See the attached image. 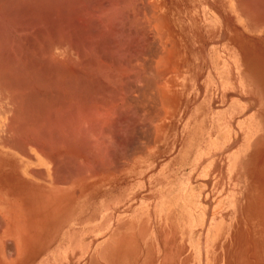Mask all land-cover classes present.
<instances>
[{
    "label": "rangeland",
    "instance_id": "rangeland-1",
    "mask_svg": "<svg viewBox=\"0 0 264 264\" xmlns=\"http://www.w3.org/2000/svg\"><path fill=\"white\" fill-rule=\"evenodd\" d=\"M7 1H12L10 3L14 4L13 0H0L4 5H6L4 2ZM36 1L32 0L33 5L32 3H25V8L28 7L27 5L33 7L35 5L36 7L39 4L38 6H41L39 9L43 10V8L46 9L45 6L49 3L48 0H43L44 3L41 0ZM107 1L110 3L103 6ZM130 2L133 4H129ZM101 3L103 9L100 8V11L98 10L95 13L98 14V17L91 14L94 17L93 21L98 19L97 23L91 20L92 16L89 17L90 14L81 16L83 19H79L80 23L85 25L89 22L93 25V23L98 24L100 21L99 30L108 26V28L100 30L99 34L103 35V39L108 37V42L114 38V40L118 39L121 32L123 33L121 35H125L130 29L131 39L136 40L133 45L138 50L135 59L139 65L140 63L142 65L139 66L140 70L142 69V76L139 78L141 82L135 80V82H139V84L137 82V86L134 85L133 80L126 83V86L134 90L130 91L132 89L129 88L128 91V87L125 86V91L127 90L126 105H124L125 108L123 107L122 111L121 107L118 110V115L126 114L128 116V128L125 130L118 125L114 127L115 122H113L114 124L111 123V127H114L112 132L117 135L120 133V141L124 145L121 142L120 145H115L116 147L107 150L108 153L113 155L111 159L110 155H108L109 157L106 156L107 158L99 155L98 153L101 154V151H104L105 148L94 141L93 143L96 146H100H98L99 148L93 146V143H90L91 140L88 141L89 139L81 140L80 144L84 147L79 146V148L75 143H70L71 145L61 144L60 134H57L55 128L51 125L52 122L48 120V110L54 107L55 104L57 105L62 98V95L58 92V94H55L54 90V93L48 91V94H46L47 90L45 88H43L44 91L40 89L38 91L39 97L37 93H31V91H28L30 94L27 91L23 92L28 97L25 98L23 95L22 100L24 98L26 101L23 100L25 102L20 103H23L22 107H26V110L29 109L30 114L33 116L30 114V116H26L29 112L25 108L22 109L27 114H22V110L20 111L16 106L20 99L19 96H15L17 94L15 92H18L21 85L24 86V84L22 81L20 82L19 74L16 73L19 72V64L15 63L19 62L15 58L17 52L13 53L15 51L13 48L12 52H5L4 58L2 56V59H0L2 64L7 61L6 64L9 66L6 65L9 71L5 72V64L4 67L0 64V67L3 68H0V79L3 77L4 79L1 81L5 80L6 82L7 80L6 83L0 81V117L3 118L5 126L3 137L6 138V141L10 140L7 144L12 142L8 145V149H15L14 145H17V150L21 149L24 172L27 168L35 167V164H33L34 155H39L48 171L46 172L45 166H40L42 170L32 180L39 182L44 189L54 187L55 190H87L88 199L94 196L93 190H101V192L97 191V197L101 193L104 220H110L115 213L111 210L114 207H110V205L118 204L117 215L120 219L127 220L128 215H134V230L139 227L140 219L146 220L145 224L148 230H151L154 222L156 223L159 219L161 222H166L167 235L163 238L152 236V234H147L144 239L135 237L134 242L131 237L128 241L126 238H115L121 246V250L128 246L129 251H142L145 255L147 247H151V250H149L152 255L151 264H264V17H262L264 13L260 10L262 9V2H260L262 5L258 2L256 6L257 9L261 5L259 10L262 13L256 9L248 13L250 16L258 15L259 17H248L246 19V29L248 31L246 41L237 26L236 28L233 26L226 28V51L222 49L224 40H222L223 32L221 29H209L207 27L208 22H212V20L207 18L208 10L204 0H103ZM115 4L116 6H114ZM111 6L119 11L114 12L115 10H112V8L106 10L107 7ZM102 10L104 12L106 10V12L104 13ZM136 10L138 11L136 12ZM112 12L116 17L112 15ZM102 13L103 15H101ZM108 15H111V21ZM119 15L124 18H119ZM124 15L128 17L129 21L132 18L135 22H124ZM84 17H89L93 23L89 19V21L84 20ZM95 17L97 18L95 19ZM107 18L110 23H108ZM120 19L122 20L120 21ZM115 20L119 22L116 23ZM128 22L130 25H128ZM230 22L234 24L237 21L232 19ZM118 23H122L124 28ZM90 24L89 26H91ZM110 25L111 27H109ZM125 25H127V29ZM108 30H110V34L106 35ZM125 30L126 32H124ZM103 31L104 33H102ZM114 32L115 34H113ZM113 35H115L114 38ZM103 39L100 41L98 48L101 52L97 49V53H100L103 57L99 55L100 59L108 60L107 63L115 61L111 64L115 66V58L110 57L107 52L110 50L107 47L109 43L104 42L106 39ZM218 42H222L221 48H218V45L213 46V43ZM145 43L148 44V47L144 45ZM153 44L154 46H152ZM213 48L215 49L213 50ZM12 53L15 54L16 62L13 57H11L13 60H9V57L13 56ZM156 62H161V65L159 64L160 68H155L157 67ZM162 62L167 67L165 65L163 67ZM2 70H4L5 77L2 76ZM157 72L159 74H156L154 80H152L153 75ZM8 73L14 76L18 74L19 78H13L15 80L14 84H12L14 82L12 77L14 76L7 75ZM160 74L163 76L162 80L159 79L160 77L156 79ZM223 74H226V79L229 80L226 81V84L222 81ZM103 75L100 74L101 80L106 77ZM148 82L149 86H147ZM7 85L10 89L14 87L13 90L11 89L13 92L7 87L8 90L3 87ZM138 85L141 86L138 87ZM224 86H226V91H224ZM148 87L149 89H146ZM157 88L160 92L156 90ZM15 89L16 91H14ZM9 90L11 93L8 92ZM40 93L44 95L42 96L45 99ZM49 94L51 97L47 98ZM12 97L14 99L17 97L18 101L16 99L12 101ZM85 97L83 100L89 104L92 98L85 100ZM41 98L44 100L42 101ZM54 98L55 100H53ZM97 98L93 97L94 100L91 104H95L94 101L100 103V100H98L100 97ZM142 98L144 99L142 100ZM35 99L38 103H35ZM158 99L162 100L159 101ZM50 100H52L51 103ZM41 102L45 104L42 105ZM127 105H129V108ZM12 111L18 114L21 112L19 117L22 116L21 119H24L20 120L18 115L12 113ZM14 115L18 117L14 118L16 122L11 118V123H9L8 117H15ZM129 115L131 116L129 117ZM41 117L46 118L47 122ZM27 120L30 122H27ZM21 121L26 122L20 124ZM141 122L145 124H141ZM12 123H15L13 125L18 127H12ZM26 123L30 124L28 128L30 132L26 129L28 127ZM158 123L161 127L159 138H157L155 130L153 131V125L156 126ZM19 126H22L23 129L21 130ZM111 127H108L106 132ZM119 127L123 128L125 133L123 130L120 132ZM37 128L41 130L36 131ZM46 128L47 131L50 129L49 132L46 131ZM17 129H20V132ZM35 131L37 134H35ZM11 132L15 133L12 134ZM54 132L56 133L54 134ZM47 133H49V136ZM21 134L24 135L21 136ZM35 136H37L36 139L39 142L43 139V143L41 142L38 145V141L34 140ZM55 139L57 142H55ZM20 141L21 143H18ZM85 142L87 143L85 144ZM88 143L90 147L86 146ZM214 143L217 145L222 144V147L217 149L218 147L213 146ZM56 144L59 149L55 146ZM100 147L102 150H100ZM212 147L216 150H212ZM60 148L63 149L61 155L59 154L61 152ZM69 148L71 149L69 150ZM45 149H48V151H45ZM75 149L77 150L75 151ZM55 156H58L57 159ZM44 157L50 158L46 159ZM75 157L79 158L76 159ZM91 158L94 161L91 162ZM51 161L53 162L51 163ZM59 161L60 163H58ZM77 161L80 166L76 164ZM85 165L88 166V169ZM81 166L84 169H80ZM51 167L53 168L51 169ZM84 170L87 171L89 176H84L86 174ZM31 176L30 178H32ZM71 176L72 179L69 180ZM191 191L196 194L192 195ZM91 201H94V199ZM164 202L171 203H167L170 205L160 208V203ZM181 202L193 204L194 207H197V210L190 213L191 217L187 220L189 226L180 228L184 232L189 230L187 234H180L178 227H171V225L175 226L178 212L183 208V205L178 204ZM26 206L30 207L32 205L24 204V207ZM41 214L43 212L31 209L0 210V215L3 216V219L0 217L2 225H0L2 228V230L0 229V264H48V262L50 264H58V262L61 264L62 260L46 257L44 237L46 226L45 219L40 218ZM49 214L52 215L53 212ZM167 217L168 219H166ZM124 226L123 228L126 229V222ZM155 238L157 240L159 238L161 241L153 242ZM182 238H186V241H183ZM15 247L17 251L14 249ZM155 254L158 256L157 258H155Z\"/></svg>",
    "mask_w": 264,
    "mask_h": 264
},
{
    "label": "bare ground",
    "instance_id": "bare-ground-1",
    "mask_svg": "<svg viewBox=\"0 0 264 264\" xmlns=\"http://www.w3.org/2000/svg\"><path fill=\"white\" fill-rule=\"evenodd\" d=\"M18 1V3H16ZM36 1V0H34ZM39 1V0H37ZM36 1V2H37ZM43 2V0H41ZM47 1V0H46ZM103 1V0H102ZM100 0H48V5L45 6V8H43V10L39 9L41 6H38L34 5V7L32 6L33 5V2L32 0H13V3H10L12 1H7V2H4L6 5H4L2 2H0V56L2 59V56L4 58V53L5 52H12L13 51V48L15 51L14 52H17L15 58L18 59V62L19 63H15V64H19V72H16L19 74V77H20V82L22 81L24 86L21 85V87L18 85L19 90L18 92L16 91V89L14 91H16L15 93L19 94H15V96H19V102L18 104L16 102H14L15 104H17L16 106L18 107V109L21 111L22 110V114L24 113V111L26 110V107L25 110L23 111V103H20V102H25L26 99L23 98V101L22 100V97L27 96V94L25 95L24 93L27 91H31V93H37V95L39 94L38 91H40V89H43L45 88L47 90V93L48 94V91H50L49 93H52L53 90L56 92L55 94H61L62 95V98H61V101L59 99V103L56 105L55 102H53L55 105L54 107H52L49 111V119L53 125V127L55 128L54 130L57 132V134L59 133L60 135V141H61V144L65 145L66 144H70V143H75L76 146H82V144H80L81 140H88L90 141V143L93 141L96 143V144H101L105 150L104 151H101L102 153L100 154V152L98 153L99 155H103L104 157H109L108 155H110V158L113 156L111 155L110 153L107 152V150L111 149V147H116L115 145H120L119 143H121L122 141H120V136H119V133L118 135L117 134H114L112 132L113 128L116 127L117 125L120 126V127H123L125 130L128 128V119L127 118L128 116L126 114H121V115H118V110L120 109L121 107V111H122V108L124 107L125 104V97H126V92L127 90L125 91V86H126V83L129 81V80H133L135 82V80H138L139 81V78L142 76V69L140 70V67L139 66H142L141 63L139 65L138 62H136L137 60L135 59V55L137 54L138 50H136L137 48H135V46L133 45V41L131 38V35H130V31L128 30L126 32V30L124 32H126L125 35H121L120 33V37L116 40H114V36L113 35V40L109 42L107 41V39H103L102 36L103 35H99L100 34V30H103L104 28H108V26H106L104 24V27L103 29H100L99 30V23L98 24H95L93 22H96L97 20H94L93 21V16L91 14H95L97 13V11L99 10L100 11V8L103 9L101 7V2ZM110 1V0H109ZM123 1H126V0H123ZM255 1V2H254ZM252 0V7H253V11L254 9H256V6L258 4V2H262V9H260L261 11H263L264 13V0ZM122 1H120L121 3ZM254 2V3H253ZM1 3H2V6H1ZM16 3V4H15ZM25 3H32L31 6L27 5L28 9L25 8ZM44 3V2H43ZM110 2L107 1V3H104L103 6L106 4H109ZM119 3V2H118ZM132 2H130L129 4H131ZM114 4V3H113ZM112 4V5H113ZM122 4V3H121ZM126 4V3H125ZM127 4V5H129ZM133 4V3H132ZM259 4V5H260ZM46 5V3H45ZM123 5V4H122ZM261 5L256 9L257 11H260L259 8L261 7ZM44 6V5H43ZM42 6V7H43ZM116 6V4L114 5ZM120 6V5H119ZM126 6V5H125ZM131 6V5H130ZM128 7V6H127ZM133 7V6H131ZM23 8V9H22ZM105 8V7H104ZM111 9V7H107V9ZM122 8V6H121ZM45 9V10H44ZM108 9V10H109ZM116 9V8H115ZM112 8V10H115ZM123 9V8H122ZM105 10V12H106ZM111 10V11H112ZM103 11V10H102ZM119 11V10H117ZM116 10L114 12H117ZM131 11L133 12V10L131 9ZM138 10H136L137 12ZM260 11V13H262ZM86 12V13H85ZM104 12V11H103ZM104 12V13H105ZM110 12V11H109ZM140 12V11H139ZM99 13V12H98ZM113 13V12H112ZM123 13V12H121ZM128 13V11H127ZM134 13V12H133ZM258 12V14H260ZM90 14V15H89ZM118 14V13H117ZM129 14V13H128ZM88 16L91 17V21L89 17H84L85 19L84 20H90L92 24H90L89 22L85 25L80 23L79 19H83L81 16ZM103 15V13L101 14ZM107 15V14H106ZM114 16V13L112 14ZM123 15V14H122ZM264 15V14H263ZM262 15V17H264ZM94 16H97L98 17V14L94 15ZM109 16V15H108ZM120 16V15H119ZM125 16V15H124ZM81 17V18H80ZM95 17V19L97 18ZM101 17V16H100ZM111 19L110 21L112 20V17L111 15L109 16ZM116 17V16H114ZM113 17V19H115ZM137 17V16H136ZM251 17H259L258 15H253ZM102 18V17H101ZM119 18H124L123 16L119 17ZM118 18V20H119ZM130 18V17H129ZM140 18V17H139ZM261 18V17H260ZM106 19V18H105ZM88 20V21H89ZM103 20V19H102ZM116 21L115 22H119V21ZM122 19H120L121 21ZM135 20V19H134ZM107 21H108V18H107ZM110 21H108V23H110ZM124 22L127 23L128 20V17L125 16V19L123 20ZM122 21V22H123ZM130 21L132 22V18H130ZM129 21V22H130ZM98 22V21H97ZM96 22V23H97ZM128 22V25H130ZM130 22V23H131ZM135 21H133L134 23ZM106 23V22H105ZM114 23V22H113ZM89 24L91 26H89ZM95 24V26H94ZM112 24V23H111ZM119 25H122V23H118ZM136 24V23H135ZM134 24V25H135ZM145 24V23H144ZM88 25V26H87ZM98 25V26H96ZM109 25V24H107ZM133 25V24H132ZM131 25V26H132ZM117 28H118V25L116 24ZM127 25H125V28H126ZM137 26V25H136ZM143 26V25H142ZM147 26V25H146ZM111 27V25L109 26ZM115 27V26H114ZM121 27V26H120ZM122 27L124 28V25H122ZM133 27V26H132ZM145 27V26H144ZM113 28V27H112ZM121 28V29H123ZM129 28V27H128ZM136 28V27H135ZM120 29V31H121ZM127 29V28H126ZM115 30H117L115 28ZM142 30V29H141ZM105 31V30H104ZM104 31L102 33H104ZM107 31V29H106ZM114 31V30H112ZM135 31V30H133ZM139 31V30H138ZM143 31V30H142ZM145 31V30H144ZM157 31V30H156ZM110 30H108V33H106V35L110 34L109 33ZM152 32V31H151ZM150 32V33H151ZM112 33V32H111ZM119 33V32H118ZM134 33V32H133ZM148 33V32H147ZM158 33V32H157ZM115 34V32L113 33ZM123 34V33H122ZM143 34V32H142ZM133 35H136V34H133ZM148 35V34H147ZM156 35V34H155ZM117 36V35H116ZM143 36V35H142ZM141 36V38H142ZM160 36V35H158ZM162 36V35H161ZM148 37V36H147ZM110 38V37H109ZM140 38V37H139ZM152 38V37H151ZM105 40L104 42H108L109 45H107V47L110 49L108 50V54L110 57L112 58H115L116 60V65L115 66H112L111 64L115 61H113L112 63H107L106 61H104L103 59H100V57H102L100 55V53L98 54L97 52V49L99 48L100 46V41ZM163 39V38H162ZM132 40V41H131ZM147 40V39H146ZM160 40V39H159ZM144 42V40H142ZM137 42H140V41H137ZM157 42V41H156ZM153 43V42H152ZM159 43V42H158ZM144 45H147L148 47V44H144ZM171 46V43L169 44ZM168 45V46H169ZM151 46V45H149ZM154 46V44L152 45ZM158 46V45H157ZM102 47V46H101ZM159 47V46H158ZM162 46L160 45V48ZM167 47V46H166ZM159 48V49H160ZM168 48V47H167ZM140 49V47H139ZM142 49V48H141ZM144 49V48H143ZM142 49V50H143ZM148 49V48H147ZM156 49V48H155ZM12 50V51H11ZM100 50V49H98ZM106 50V48H105ZM151 50V49H150ZM101 52V50H100ZM104 52V51H103ZM157 52V51H156ZM161 53V51H159ZM158 52V53H159ZM164 52V51H163ZM168 52V51H167ZM12 53V54H13ZM160 53H159V56H160ZM2 54V55H1ZM144 54V53H143ZM165 54V53H164ZM168 54V53H167ZM7 55H9L7 53ZM14 55L13 56H10L9 57V60L12 59L11 57L14 58ZM100 55V57H99ZM107 55V54H105ZM138 55V54H137ZM150 55V54H148ZM145 56V55H144ZM147 56V54H146ZM145 56V57H146ZM153 56V55H152ZM144 57V59H145ZM158 57V56H157ZM14 58V59H15ZM103 58V57H102ZM109 59V57H107ZM161 58V57H160ZM7 59V58H6ZM16 59H15V62H16ZM111 59V58H110ZM137 59H139L137 57ZM159 59V57H158ZM4 60V59H3ZM13 60V59H12ZM140 60V59H139ZM138 60V61H139ZM147 60V59H146ZM112 61V60H111ZM7 63V61H5ZM10 62V61H9ZM5 64V67L6 65L8 66V64ZM144 63V61H143ZM146 63V62H145ZM161 62H156V66L155 68H160L159 64ZM1 66L4 67V64H2V60L0 62ZM148 64V63H147ZM10 65V63H9ZM13 65V64H12ZM150 65V64H149ZM161 65V64H160ZM167 67L166 64L162 62V66L164 67ZM159 66V67H158ZM161 66V67H162ZM0 67V68H2ZM9 67V66H8ZM152 67V66H151ZM3 69V68H2ZM9 69H5V72H8ZM13 70V69H12ZM16 70V69H15ZM18 70V69H17ZM156 70V69H155ZM151 71V70H149ZM153 71V70H152ZM4 72V70H2V73ZM12 72V71H10ZM161 72V71H160ZM1 73V71H0ZM15 73V74H16ZM154 73V72H153ZM162 73V72H161ZM11 73H8L7 75H9ZM18 74H16V76L12 77L17 79L18 77ZM100 74H104L103 76H106L105 79L102 78L101 80V77H100ZM156 74H159L158 72L155 73L152 77V80H154V76H156ZM150 75V76H152ZM2 76H4V73L2 74ZM148 76V75H147ZM5 77V76H4ZM18 77V78H19ZM149 77V76H148ZM160 77V78H159ZM9 78V77H8ZM146 78V76H145ZM161 79L163 78L162 74L158 75V77H156V79ZM4 79L3 77L0 79V81ZM150 79V78H149ZM151 80V79H150ZM9 81V80H8ZM11 81V80H10ZM12 81H14L12 84L15 83V80L13 79ZM18 81V80H16ZM137 81V82H138ZM1 82H5V80L1 81ZM137 82H135L134 85L137 84ZM141 82V81H139ZM138 82V84H139ZM132 83V82H131ZM147 83V82H146ZM151 83V82H150ZM9 84V82H8ZM130 84V82H129ZM141 84V83H140ZM4 85V84H3ZM154 85V84H153ZM13 86H17V85H13ZM131 86L134 88V86L131 84ZM137 86V85H136ZM141 86V85H138V87ZM149 86V82H148V85ZM151 86V85H150ZM0 87H1V83H0ZM3 87H7L8 89H10V87L7 86H3ZM12 87V85H11ZM23 87V88H22ZM128 87V86H126ZM155 87V86H154ZM153 87V88H154ZM164 87V86H163ZM6 88V90H8ZM14 88V87H13ZM13 88H11L13 90ZM129 88L128 87V91H129ZM144 88V87H143ZM152 88V87H151ZM152 88V89H153ZM162 88V86H161ZM2 89V88H1ZM10 89V90H11ZM132 89V88H130ZM136 89V88H135ZM146 89H149L146 88ZM8 91L9 93H11V91ZM134 89L130 90V91H133ZM143 90V89H142ZM145 90V89H144ZM158 90V88L156 89ZM2 91V90H1ZM44 91V89L42 90ZM150 91V90H149ZM153 91V90H152ZM155 91V89H154ZM162 91H163V88H162ZM7 92V93H8ZM13 92V91H12ZM24 92V93H23ZM58 92V93H57ZM136 92V91H135ZM158 92H160V90H158ZM30 94V92H28ZM54 93V92H53ZM130 93V92H128ZM137 93V92H136ZM139 93V92H138ZM149 93V92H147ZM153 93V92H152ZM157 93V92H156ZM41 96L43 95L42 93H40ZM133 94V92H132ZM135 94V93H134ZM154 94V93H153ZM24 95V96H23ZM87 95V97H85ZM130 95V94H129ZM140 95V94H139ZM143 95V94H142ZM13 96V94H12ZM44 96V95H43ZM42 96V97H43ZM51 97V95L49 94L47 96L48 97ZM53 96V94H52ZM58 96V95H57ZM148 96V95H147ZM3 97V96H2ZM11 97V96H9ZM32 97V95H31ZM39 97V95H38ZM85 97V100L86 99H89V98H92L93 97H100V103H96L94 101L95 104H91L92 100L89 101L90 103L88 104V102H85L83 99ZM102 97V98H101ZM130 97V96H129ZM128 97V98H129ZM135 97V96H134ZM143 97V96H142ZM6 98V97H5ZM13 98V97H12ZM30 98V97H29ZM29 98L27 99L28 102L30 101ZM35 98V96H34ZM44 98V97H43ZM132 98V97H130ZM155 98V97H154ZM160 98V97H159ZM11 99V98H10ZM17 101V97L15 98ZM14 98L12 99V101L15 100ZM32 99V98H30ZM39 100V98H37ZM45 99V98H44ZM43 99V100H44ZM96 99V98H95ZM134 99V98H133ZM132 99V100H133ZM144 98H142L143 100ZM42 100V98H41ZM42 100V101H43ZM55 100V98L53 99ZM90 100V99H89ZM97 100V101H98ZM127 100V99H126ZM135 100V99H134ZM141 100V99H140ZM157 100V99H156ZM159 100V99H158ZM162 100V99H160ZM159 100V101H160ZM47 101V100H46ZM139 101V100H138ZM137 101V102H138ZM36 99H35V103H36ZM45 102V101H44ZM48 102V101H47ZM52 102V100H50V103ZM148 102V101H147ZM38 103V102H37ZM42 103V102H41ZM127 103V102H126ZM138 103H141V102H138ZM143 103H146V102H143ZM156 103V102H155ZM33 104V103H32ZM45 103H42V105H44ZM128 104V103H127ZM27 105V104H26ZM41 105V104H39ZM49 105V104H48ZM143 105V104H142ZM160 105V104H159ZM163 105V104H161ZM9 106V105H8ZM15 106V105H14ZM32 106V105H31ZM36 106V104H35ZM154 106V105H153ZM29 107V105H28ZM46 107V106H45ZM127 107L129 108V105H127ZM134 107V106H133ZM132 107V108H133ZM138 107V106H137ZM23 108V109H22ZM33 108V107H32ZM44 108V107H42ZM125 108V107H124ZM128 108H126L127 110H129ZM131 108V107H130ZM141 108V107H140ZM144 108V107H143ZM38 109V108H37ZM136 109V108H134ZM11 110V109H9ZM13 110V109H12ZM33 110V109H32ZM36 110V108H35ZM33 110V111H35ZM40 110V109H38ZM46 110V109H44ZM125 110V109H124ZM145 110V109H144ZM147 110V109H146ZM151 110V109H150ZM157 110V109H156ZM163 110V109H161ZM14 111H15V108H14ZM14 111H12V113H14ZM26 111H30L29 109H27ZM131 111V110H130ZM134 111V110H133ZM140 111V110H139ZM43 112V111H41ZM132 112V111H131ZM130 112V113H131ZM16 113V112H15ZM14 113V114H15ZM21 112L16 113L19 117ZM40 113V112H39ZM127 113V112H126ZM136 113V112H135ZM146 113V112H145ZM156 113V112H155ZM27 114V113H24V115ZM30 112L28 113V115L26 116H33L32 114H30ZM38 114V113H37ZM45 114V113H44ZM128 114V113H127ZM10 115V113H9ZM132 115V113H131ZM129 115V117L131 116ZM15 117L11 116V117H8L9 118V123H11L10 119H14V118H18L16 117V115H14ZM40 116V114H39ZM47 116V115H45ZM43 116V117H45ZM150 116V115H149ZM155 116V115H154ZM158 116V115H157ZM22 117V116H21ZM24 119V118H22ZM25 117V116H23ZM135 117V116H134ZM161 117V115H160ZM37 118V117H35ZM139 118V117H138ZM159 118V117H158ZM32 119V118H31ZM41 119H44L41 117ZM16 120H19V119H16ZM37 120V119H35ZM45 122L46 121V118L44 119ZM42 120V121H44ZM138 120V119H136ZM15 121V119H14ZM41 121V120H40ZM144 121V120H142ZM16 122V121H15ZM26 122V121H24ZM23 121L20 122L24 124ZM27 122H30L29 120H27ZM33 122V120H32ZM31 122V124H32ZM38 122V121H37ZM113 122H115V125L114 127L112 128L111 127V123L114 124ZM135 122V121H134ZM36 123V122H35ZM42 124V122H40ZM133 123V122H132ZM140 123V122H139ZM143 122H141L142 124ZM7 124V123H6ZM15 123H12V127L16 128L18 127L16 125V127L13 125ZM19 124V123H18ZM22 124V125H23ZM28 123H26L27 125ZM48 124V123H47ZM50 124V123H49ZM136 124V123H135ZM145 124V123H143ZM153 124V122H152ZM3 125V118L0 117V128L1 126ZM24 125V126H26ZM30 124H28L26 127V129H28L30 126ZM38 125V123H37ZM44 125V124H43ZM51 125H49L51 127ZM104 125V126H103ZM107 127H106V126ZM159 123L154 126L153 128V131L155 130V132L157 133V138L160 137V125ZM35 126V125H34ZM42 126V125H41ZM132 126V125H131ZM142 126V125H141ZM145 126V125H144ZM152 126V127H153ZM5 127V126H4ZM8 127V126H7ZM20 128L22 126H19ZM32 127V126H31ZM39 127V126H38ZM44 127V126H43ZM108 127H111L107 132H106V129H108ZM119 127V128H120ZM134 127V126H133ZM139 127V126H138ZM143 127V126H142ZM14 128H12L14 130ZM123 128H120L119 131L122 132ZM135 128V127H134ZM23 128H21L22 130ZM38 129L40 128H37L36 131H38ZM53 129V128H52ZM18 130V129H17ZM20 130V129H19ZM18 130V131H19ZM25 130V129H24ZM29 132H30V129H28ZM35 130V129H34ZM41 130V129H40ZM44 130V129H43ZM50 130V129H49ZM49 130L47 131V128H46V131L49 132ZM118 130V129H117ZM15 131V130H14ZM26 131V130H25ZM35 131V134H37ZM124 131V130H123ZM148 131V130H147ZM20 132V131H19ZM28 132V131H26ZM28 132V133H29ZM33 132V130H32ZM41 132V131H39ZM45 132V131H44ZM43 132V133H44ZM52 132V131H51ZM54 132V134L56 133ZM116 132V131H115ZM129 132V131H128ZM12 133V132H11ZM15 133V132H14ZM12 133V134H14ZM125 133V131H124ZM10 134V133H8ZM30 134V133H29ZM40 134V133H38ZM56 134V136H58ZM123 134V133H122ZM20 135V134H19ZM24 134H21V136H23ZM32 135V134H31ZM47 135L49 136V133H47ZM47 135L45 134V136L47 137ZM52 135V134H51ZM4 136V135H2ZM10 136L12 137V135L10 134ZM27 136H30V135H27ZM33 136V135H32ZM39 136V135H37ZM35 136V139L34 140H37ZM41 136V135H40ZM44 136V137H45ZM123 136V135H122ZM53 137V136H52ZM9 138V137H8ZM39 138V137H38ZM43 138V137H41ZM48 138V137H47ZM55 138V137H54ZM126 138V137H125ZM11 139V138H10ZM40 139V138H39ZM57 139V138H56ZM55 139V142H57ZM8 140V139H7ZM14 138H13V143L15 144L14 142ZM43 140V139H42ZM42 140H40L42 142ZM48 140V139H47ZM127 140V138H126ZM3 141V140H2ZM10 141V140H9ZM9 141H6V144L7 142ZM19 141V140H18ZM22 141V140H21ZM18 142V143H21ZM38 141V145L41 144V142ZM44 141L46 142V140L44 139ZM132 141V140H131ZM51 142V141H50ZM49 142V143H50ZM125 142V141H124ZM12 143V142H10ZM9 143V144H10ZM17 143V141H16ZM40 143V144H39ZM43 143V142H42ZM87 142H85L86 144ZM123 143V142H122ZM7 144V145H9ZM25 144V143H24ZM27 144V143H26ZM53 144V143H52ZM60 143L58 142V145ZM96 144L93 143V146L95 145V147H98L96 146ZM126 144V143H125ZM1 145V144H0ZM3 145V144H2ZM19 145V144H18ZM28 145V144H27ZM43 145V144H42ZM50 145V144H49ZM62 145V146H63ZM71 145V144H70ZM92 145V144H91ZM124 145V143H123ZM15 146V145H14ZM21 146V144H20ZM44 146V145H43ZM46 146V145H45ZM54 146V145H53ZM57 147V144L55 145ZM54 146V147H55ZM61 146V145H60ZM87 147L89 146V143L88 145H86ZM19 147V146H18ZM34 147V146H32ZM42 147V146H41ZM55 147V148H56ZM70 147V146H69ZM84 147V146H82ZM81 147V148H82ZM90 147V146H89ZM23 148V147H22ZM29 148V147H28ZM39 148V146H38ZM51 148H53L51 146ZM58 148V147H57ZM99 148V147H98ZM24 149V148H23ZM35 149V148H34ZM37 149V148H36ZM40 149V148H39ZM49 149V147H48ZM48 149H45V151ZM59 149V148H58ZM71 148H69L70 150ZM86 149V148H85ZM25 150V149H24ZM38 150V149H37ZM43 150V149H42ZM40 150V151H42ZM57 150V149H55ZM61 152H59V154L61 155V153L63 152L62 148H60ZM60 150H57V151H60ZM77 149H75L76 151ZM89 150V149H88ZM98 150V149H97ZM100 150L101 147H100ZM120 150V149H119ZM39 151V152H40ZM74 151V150H73ZM74 151V152H75ZM79 151V150H78ZM87 151V149H86ZM90 151V150H89ZM92 151V149H91ZM94 151V150H93ZM99 151V150H98ZM121 151V150H120ZM24 152V151H23ZM37 152V151H36ZM52 152H53V149H52ZM51 152V153H52ZM70 152V151H69ZM81 152V151H80ZM84 152V151H83ZM122 152V151H121ZM25 153V152H24ZM46 153V152H44ZM56 153V152H55ZM66 153V152H65ZM88 153V151H87ZM93 153V152H92ZM95 154L97 153L94 152ZM113 153V152H112ZM118 153V152H117ZM38 154V153H37ZM47 154V153H46ZM44 154V155H46ZM58 154V155H59ZM78 154V153H77ZM90 154V153H89ZM57 155V154H56ZM64 155V154H63ZM87 155V154H86ZM50 156V154H49ZM90 156H94V155H90ZM97 156V155H96ZM100 156V157H101ZM56 157V156H55ZM58 157V156H57ZM56 157V159H57ZM63 157V156H62ZM65 157V155H64ZM63 157V158H64ZM71 157V156H70ZM82 157V155H81ZM99 157V158H100ZM106 157V158H107ZM46 158V157H44ZM48 159L50 157H47ZM46 158V159H47ZM62 158V159H63ZM76 158V157H75ZM79 158V157H78ZM76 158V159H78ZM95 158V157H94ZM103 158V157H102ZM29 159V158H27ZM52 159V158H51ZM55 159V158H54ZM53 159V161H54ZM60 159V157H59ZM58 159V160H59ZM90 159V157H89ZM112 159V158H111ZM69 160V158H68ZM66 160V161H68ZM81 160V159H80ZM83 160V158H82ZM105 160V159H104ZM51 161V163L53 162ZM61 161V160H60ZM60 161L58 163H60ZM72 161V160H71ZM79 161V160H78ZM78 161H77V165L80 166V164H78ZM94 161L92 160L91 158V162ZM108 161V160H107ZM44 161L41 160V158L39 157V155H34V163L35 164L34 166L36 167H42V166H45V169H46V172L48 171L47 170V166L45 165V163H43ZM69 162V161H68ZM76 162V161H75ZM87 162V161H86ZM63 163V162H62ZM61 163V164H62ZM80 163V161H79ZM85 163V162H84ZM84 163H82L84 165ZM88 163V162H87ZM86 163V164H87ZM106 163V162H105ZM110 164V163H109ZM68 165V164H67ZM89 165V164H87ZM93 165V164H91ZM61 166V165H60ZM71 166V165H70ZM86 166V165H85ZM90 166V165H89ZM63 167V166H62ZM87 169H88V166H86ZM53 167H51L52 169ZM84 169V167H80V169ZM95 168V167H94ZM70 169V168H69ZM73 169V168H72ZM54 170V169H53ZM61 170V169H60ZM52 171V170H51ZM68 171V170H67ZM103 171V170H102ZM38 172V171H37ZM35 173V172H32V173H35V175H37L38 173ZM93 172V171H92ZM40 173V171H39ZM84 173H86L84 176L87 177L89 175H87V171L84 170ZM90 173V172H89ZM88 173V174H89ZM52 174V173H51ZM80 174V173H79ZM95 174V173H94ZM34 175V176H35ZM41 175V174H40ZM69 175V174H68ZM75 175V174H74ZM83 175V174H82ZM81 175V176H82ZM87 175V176H86ZM92 175V174H91ZM38 176V175H37ZM45 176V175H44ZM54 176V175H53ZM52 176V177H53ZM57 176V175H56ZM80 176V177H81ZM83 176V177H84ZM77 177V176H76ZM39 178V177H38ZM41 178V177H40ZM70 178L72 179V176L69 177V180ZM53 179V178H52ZM55 179V178H54ZM60 179V178H59ZM67 179V178H66ZM68 180V182H69ZM60 181V180H59ZM75 181V180H74ZM55 182V180L53 181V183ZM65 183V182H64ZM49 186V184H48ZM53 191V190H52ZM77 192V191H76ZM76 195V194H75ZM51 196V195H50ZM46 197V195H45ZM52 197V196H51ZM55 197H58L60 198L59 196H55ZM57 200V198H55ZM65 197V196H64ZM53 198V197H52ZM51 198V199H52ZM71 198V196H70ZM70 198L68 200H70ZM48 199V197H47ZM61 199V198H60ZM63 202L66 201L64 199H62ZM62 200H59V201H62ZM46 202V201H45ZM56 202V201H55ZM68 202V201H67ZM38 203V202H37ZM66 203V202H65ZM53 204V203H52ZM69 204V203H68ZM63 205V204H62ZM66 205V204H64ZM61 208V207H60ZM59 210V209H58ZM52 211V210H51ZM56 211V210H55ZM27 213V212H26ZM51 213V212H50ZM54 213V212H53ZM31 214V213H30ZM35 215V214H34ZM51 216V214H49ZM0 217L2 218L3 216L0 215ZM44 218V217H43ZM3 219V218H2ZM41 220V219H40ZM51 220V219H50ZM46 223V222H45ZM1 225V223H0ZM2 226V225H1ZM49 227V226H48ZM4 228V226H3ZM0 229L2 230V228L0 227ZM40 238V237H39ZM9 241V240H8ZM12 242V241H11ZM5 243V242H3ZM12 244V243H11ZM29 244V242H28ZM4 245V244H3ZM40 245V243H39ZM4 247V246H3ZM12 247V246H11ZM14 247V245H13ZM35 247V246H34ZM12 249V248H11ZM14 249H16L17 251V248L15 247ZM5 250V249H3ZM6 251V250H5ZM16 251L14 250V252L16 253ZM19 251V250H18ZM10 252V251H9ZM13 252V253H14ZM40 252V251H39ZM5 254V252H4ZM13 259V258H12Z\"/></svg>",
    "mask_w": 264,
    "mask_h": 264
},
{
    "label": "crops",
    "instance_id": "crops-1",
    "mask_svg": "<svg viewBox=\"0 0 264 264\" xmlns=\"http://www.w3.org/2000/svg\"><path fill=\"white\" fill-rule=\"evenodd\" d=\"M204 1L207 4V18L212 20V22H208L207 27L209 29H221L223 32L222 40H224L222 49L224 51H226V28H231V26L236 28L237 26L246 41L248 36L246 19L251 17L248 13L253 11L252 0ZM232 19L237 22L231 24L230 20ZM221 43H213V46L218 45V48H221ZM224 65L226 66L225 63ZM222 78L224 84H226V81H229L226 79V74H223ZM224 91H226V86H224ZM3 132L4 122L0 128V210L31 209L43 212L40 218L44 217L43 219L46 222L44 237L47 252L46 257L48 259L62 260L61 264H151L152 255L149 251L151 247H147L145 255L142 251H129L128 246H125L126 248L124 247L121 250V246L116 242L115 238H126L128 241L131 237L133 242L135 241V237L144 239L147 237V234L163 238V236L167 235L166 222H161L159 219L156 223L154 222L152 229L148 230L145 224L146 220L140 219L139 227L134 230V215H128L127 220L120 219L117 215L118 204L110 205V207H114L111 210L115 211V213L110 220H104L101 193L97 197V191L101 192V190H93L94 196L88 199L87 190H55L54 187L44 189L39 182L32 180L38 175H35V173L42 170V168L35 166L30 169L27 168L24 172L21 149L17 150V145L14 146L15 149L13 150L8 149L6 138L2 136ZM221 145L214 143L213 146L220 149ZM213 149L216 150L212 147ZM29 175H32V178ZM191 194L196 193L191 191ZM55 196H59L61 199ZM69 198L70 200H68ZM62 199L66 201L63 202ZM93 199L94 201H91ZM167 203H160V208L170 205ZM24 204H31L32 206L24 207ZM178 204L183 205V208L178 212L175 226L169 225L171 227H178L179 229L187 228L189 226L187 220L191 217L190 213L197 210V207L186 202ZM50 212L54 213L50 216ZM125 222L127 223L126 229L123 228L125 227ZM179 233L187 234L189 230L184 232V230L180 229ZM182 239L186 241V238ZM157 241L160 242L161 240L159 238L158 240L156 238L153 240V242ZM135 253H137L138 257L137 261ZM157 257L155 254V258ZM48 264L50 263L48 262Z\"/></svg>",
    "mask_w": 264,
    "mask_h": 264
}]
</instances>
